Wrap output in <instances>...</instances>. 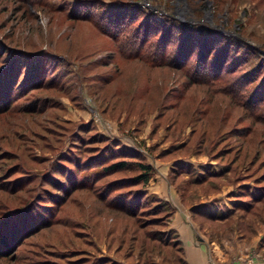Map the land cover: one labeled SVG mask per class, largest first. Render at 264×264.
<instances>
[{
	"label": "rangeland",
	"instance_id": "obj_1",
	"mask_svg": "<svg viewBox=\"0 0 264 264\" xmlns=\"http://www.w3.org/2000/svg\"><path fill=\"white\" fill-rule=\"evenodd\" d=\"M131 2L120 37L151 16L156 65L107 24ZM1 77L0 264H186L176 204L209 246L264 261V0H0Z\"/></svg>",
	"mask_w": 264,
	"mask_h": 264
},
{
	"label": "trees",
	"instance_id": "obj_2",
	"mask_svg": "<svg viewBox=\"0 0 264 264\" xmlns=\"http://www.w3.org/2000/svg\"><path fill=\"white\" fill-rule=\"evenodd\" d=\"M125 3H127V2H125ZM137 10H138V8H137L136 4H134L132 2L129 3V4H122L121 6H118L116 8H114V7L109 8V10L104 11V12L107 13V16H108L107 17L108 18L107 19L108 23L107 22L106 23L109 24L111 26V28L114 29V33H115L114 37L116 38V40L120 41L119 44H126V42L127 43L128 42L134 43V44H131L130 46H127V49L124 50L126 52H122L123 54H132V52H138V53H136L137 57L140 55L146 63H149L150 65H156V63H159L160 61L156 60V59H158V56L155 58V56H156L155 54L157 52L166 51V45L167 44H164V40H163L164 37H163V39H160V37L164 36V33H163L164 31H163V29H160V24H159V28H156V27H154V25L152 26L150 24L153 21H156V20L152 19L151 16H149L148 14L147 15L144 14L143 15V19L141 20L142 21L141 24L140 23L138 24L139 30H138V27L136 26V27L133 28V30H132L133 32H132L131 35H129V36L127 35L125 37H120L121 34L126 30L127 26H130L133 23L132 20L131 21H126V19L122 18L121 17L122 12L128 13V14L131 13L133 15V17H134V15H135ZM157 22L160 23L159 21H157ZM100 24L102 25V23H100ZM142 29L145 31V33H141ZM149 30L150 31L153 30V32H148ZM155 31H156L158 37L155 38L153 43H151L150 41L155 36V34H154ZM135 32L141 34L139 36V39H137L138 36H136ZM184 35L186 36L185 40L190 38V37H193L192 35L190 36L189 34L186 35V33H184ZM186 41L189 43L192 40L190 39L189 41L188 40H186ZM152 46H153L152 51L148 50L149 47H152ZM158 46H161V50L162 51L158 50ZM185 46L186 45L180 47V49L183 48V47L185 48ZM149 51H151V52H149ZM163 57L164 56H162V59H164ZM188 60L189 59L182 60V62L180 64V68H182V69L186 68ZM10 88H11L10 86L7 87V85L4 84V81H3L2 77H1L0 78V100L3 101L2 102L3 104L6 103V102H9V100L10 101L12 100V99H10L9 96H7V91L8 90L9 91L12 90ZM6 106L7 105H4L2 108L0 107V112L3 109H5ZM132 153L133 152L129 153L128 155H131ZM131 157H133L134 159L140 158L136 154L132 155ZM96 158H97V156H92L91 158H87V161L84 164H81V165L77 164V167L80 168V170H82V169H86V170L87 169H91L90 165H93V163H95V159ZM136 163H137L136 165H138V167H139L140 174H138L137 176H135L133 178V182L136 183V184L137 183L147 184L149 182L150 178L152 177V174H153L152 166L150 164H147V163H141V162H136ZM128 164H129V162H126L125 160H120V161H117V162H113L111 164H106L105 166H101V167L97 168V170H94L95 172L93 171L94 172L93 176H95L94 179L97 182L99 177L107 176V175H109V174H111V173H113L115 171L127 168ZM63 166L67 170V166H65L64 164H63ZM91 175L92 174L84 175V178L86 179L88 176H91ZM81 177H83V176H81ZM107 189L109 190V187H107ZM133 199H135V198H133ZM129 202L131 203V201L127 200V203H129ZM23 207L24 206L19 207V209H23ZM133 209H135V207ZM121 210H123V209H121ZM6 211H9V212L15 211V208H9L8 206L0 207V215L2 213H5ZM131 211H132V209H131ZM133 214H135V213H133ZM1 229H2V222H0V230ZM1 237L2 236H0V243L2 245L7 246L8 243L5 242V241H2ZM0 255H3V254L0 253Z\"/></svg>",
	"mask_w": 264,
	"mask_h": 264
},
{
	"label": "crops",
	"instance_id": "obj_3",
	"mask_svg": "<svg viewBox=\"0 0 264 264\" xmlns=\"http://www.w3.org/2000/svg\"><path fill=\"white\" fill-rule=\"evenodd\" d=\"M155 189V191L159 192L160 186L156 187ZM174 208L173 228L180 234V239L184 248L186 264H221L220 261H222V264H228L229 262L225 261L234 262L236 256L238 257L234 263L232 262V264H245L246 261L244 262L243 260H241V258L247 255V253L249 254V250H245L243 244L241 249L237 248L235 254L232 253L229 249L227 252L224 247L214 245V243L209 246L208 242L202 240L199 235L194 234V232H196L194 231V226L190 225V222H187L186 220V210H183L177 204ZM252 244V251L255 252V249L258 246V242ZM254 261L256 262L253 264H264V261H262L259 256H256Z\"/></svg>",
	"mask_w": 264,
	"mask_h": 264
}]
</instances>
